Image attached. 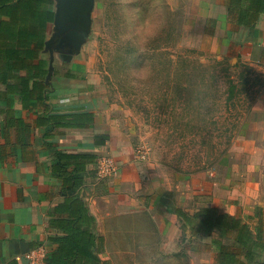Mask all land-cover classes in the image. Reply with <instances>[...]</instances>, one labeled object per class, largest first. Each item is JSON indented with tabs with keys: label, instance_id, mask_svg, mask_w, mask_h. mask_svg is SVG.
Masks as SVG:
<instances>
[{
	"label": "rangeland",
	"instance_id": "1",
	"mask_svg": "<svg viewBox=\"0 0 264 264\" xmlns=\"http://www.w3.org/2000/svg\"><path fill=\"white\" fill-rule=\"evenodd\" d=\"M195 1L187 15L185 0H158L166 22L143 55L119 36L154 11V0H94L88 28L77 30L79 19L69 23L59 43L58 54L75 58V71L89 83L96 131L111 133L127 152L128 167L99 175L120 185L106 193L109 207L100 201L109 219L97 232L108 238L102 257L109 264H121L129 250L139 251L133 264H143L140 249L165 244L153 216L174 214L175 207L194 213L214 203L264 202V65L246 60L238 43L223 48L220 35L205 33ZM61 7L55 0L54 31ZM145 64L148 79L133 86L131 69ZM59 67L57 73L68 71ZM173 230L165 245L177 250L174 264L200 263L210 244L193 238L178 216Z\"/></svg>",
	"mask_w": 264,
	"mask_h": 264
},
{
	"label": "crops",
	"instance_id": "2",
	"mask_svg": "<svg viewBox=\"0 0 264 264\" xmlns=\"http://www.w3.org/2000/svg\"><path fill=\"white\" fill-rule=\"evenodd\" d=\"M195 2L199 8L195 15L198 17L197 20L201 19L203 26H206L205 33L213 37L220 35L223 48H230L234 42L238 43L240 52L246 60L264 65V12L260 14L255 26L248 27L240 25L237 17L230 14L229 0ZM9 20L4 11L0 12V21ZM214 23L217 27L208 29L207 26ZM53 24L48 27L46 42H50L54 34V30L51 29ZM59 41L60 38L53 49L50 46L46 47L45 43L41 53V58L48 62L50 71L46 77V84L49 86L46 112L53 115L88 114L93 116L94 122L85 127L45 124L39 119L43 110L41 107L34 110L25 109L19 97L13 105L0 98V264H29L27 256L30 251L44 249L47 254L54 249L49 239L55 233L49 226V219L55 211V206L62 199L60 194L63 189L62 181L53 175L52 170L57 163L58 152L92 154L98 157L95 163L87 165L82 196L97 219L95 232L103 237L104 246L107 247L108 238L104 233L97 232L98 225L104 219L105 221L109 219L105 218L100 209V201H105V206L108 204L109 207L106 193L116 192L120 185H117V180L114 183L102 180L99 177L98 164L101 158L105 157L112 159L117 168L128 167V163L124 165L127 152L124 147L120 148V145L117 147L119 142L115 141L111 133L96 131L98 117L93 105L94 100L89 95V83L82 74L75 71L77 69L75 58L58 54L62 51ZM59 66L68 68V71L57 73ZM4 90L5 86L0 84V92ZM102 135H108V140L104 144H97V138ZM253 204L255 205L224 206L214 203L209 206L216 207L221 212L238 215L244 222L249 223L255 232L260 230L264 232V202L257 201ZM153 218L159 229V238L165 241V244L173 240L176 236L173 229L177 228V215L162 213ZM218 236L220 237L219 233L215 232L211 236L193 237L210 244L199 252V256L210 262L209 264H217L213 245ZM220 238L222 244L232 242L229 236ZM165 244L159 248L140 249L139 254L147 256L146 259H142V263L158 264L156 256H160L162 264H174L176 260L173 256L177 250L174 249L172 258L168 259L164 250L169 247ZM137 252L139 251L125 252L121 264H133V256H137ZM102 253L100 256L105 260ZM242 260L245 264H262L264 252L262 259L257 262L250 263L243 257ZM193 264L200 263L196 259Z\"/></svg>",
	"mask_w": 264,
	"mask_h": 264
},
{
	"label": "trees",
	"instance_id": "3",
	"mask_svg": "<svg viewBox=\"0 0 264 264\" xmlns=\"http://www.w3.org/2000/svg\"><path fill=\"white\" fill-rule=\"evenodd\" d=\"M54 5V0H0V12L4 11L10 18L0 21V84L5 86L0 98L13 105L19 97L25 109L41 107L39 119L45 124L85 127L93 124L92 115L46 112L49 64L41 58V53L48 27L55 20ZM228 5L238 23L248 27L255 26L264 12V0H229ZM108 138V135H102L96 142L104 144ZM56 158L52 170L63 183L62 199L49 219V226L55 233L49 239L54 249L46 254L44 264H107L100 256L105 246L103 237L95 232L97 219L82 196L87 165L95 163L98 157L58 152ZM173 213L190 230L192 237L218 232L220 237L231 238L230 244L215 241L217 264H245L242 257L250 263L262 259L264 232H255L240 216L208 205L194 213L175 207Z\"/></svg>",
	"mask_w": 264,
	"mask_h": 264
},
{
	"label": "clouds",
	"instance_id": "4",
	"mask_svg": "<svg viewBox=\"0 0 264 264\" xmlns=\"http://www.w3.org/2000/svg\"><path fill=\"white\" fill-rule=\"evenodd\" d=\"M195 4L193 0H185V13L190 15L194 9ZM154 11L150 12L144 19L140 22L129 27L125 32L121 33L119 39L121 43L125 45H131L134 50L135 55H143L147 50V47L152 39L155 38L159 29H161L166 22V18L163 14L162 7L159 6L158 0H154L153 3ZM134 13L138 12L139 9H133ZM132 77L131 84L136 86L139 82L146 81L150 75V70L145 64L142 68L135 69L132 68L130 71ZM260 108L259 105L253 109ZM165 257L168 259L172 258V253L174 252V247H169L164 250ZM200 264H207V261L201 259Z\"/></svg>",
	"mask_w": 264,
	"mask_h": 264
},
{
	"label": "water",
	"instance_id": "5",
	"mask_svg": "<svg viewBox=\"0 0 264 264\" xmlns=\"http://www.w3.org/2000/svg\"><path fill=\"white\" fill-rule=\"evenodd\" d=\"M94 0H61L62 5V18L59 23V30L54 31L51 41L46 42V47L50 46L52 48V43L56 44V41L60 38V42L65 39L72 29L68 28L69 23H73L77 19L81 21L78 27L79 31H84L88 28L90 22L89 12L93 5ZM54 23H57V14L55 12ZM60 48H63L60 45ZM50 72V71H49Z\"/></svg>",
	"mask_w": 264,
	"mask_h": 264
},
{
	"label": "built area",
	"instance_id": "6",
	"mask_svg": "<svg viewBox=\"0 0 264 264\" xmlns=\"http://www.w3.org/2000/svg\"><path fill=\"white\" fill-rule=\"evenodd\" d=\"M117 167L110 158H101L98 164V173L101 177L111 176ZM46 252L44 249L32 250L28 253L27 259L29 264H44Z\"/></svg>",
	"mask_w": 264,
	"mask_h": 264
}]
</instances>
